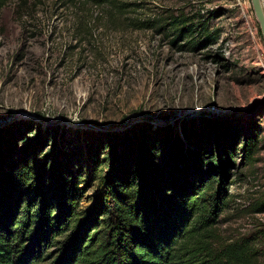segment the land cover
<instances>
[{
    "label": "rangeland",
    "instance_id": "obj_1",
    "mask_svg": "<svg viewBox=\"0 0 264 264\" xmlns=\"http://www.w3.org/2000/svg\"><path fill=\"white\" fill-rule=\"evenodd\" d=\"M121 2L128 7L116 16L61 0H31L26 8L10 0L0 10V139L13 137L19 155L43 134L45 153L56 130L80 175L84 209L99 188L87 147L105 143V134L139 122L171 127L179 137L183 126L214 130L205 146L216 154L231 143L233 155L225 162L228 201L213 244L250 236L256 262L264 264V212L255 211L264 200V43L249 0ZM169 17L190 33L178 38L172 27L158 29ZM225 127L236 134L232 142L221 137ZM250 135L256 146L244 160Z\"/></svg>",
    "mask_w": 264,
    "mask_h": 264
},
{
    "label": "trees",
    "instance_id": "obj_2",
    "mask_svg": "<svg viewBox=\"0 0 264 264\" xmlns=\"http://www.w3.org/2000/svg\"><path fill=\"white\" fill-rule=\"evenodd\" d=\"M9 1L0 0V10ZM17 1L21 8L31 3ZM61 1L102 7L108 16L128 7L121 0ZM183 24L169 17L157 21V28L172 27L179 38L190 33L191 26ZM231 130L222 128L221 137L232 142ZM212 131L204 135L199 124L183 126L179 137L171 127L152 130L139 122L105 134V143L99 139L95 149L87 147L99 188L84 209L80 175L57 145L56 130L45 153L43 134L19 155L13 137L0 139V264H257L250 236L213 244L228 201L224 167L233 147L227 143L214 154L204 143ZM255 143L254 135L243 143L244 160L251 159ZM255 211L264 212V200Z\"/></svg>",
    "mask_w": 264,
    "mask_h": 264
},
{
    "label": "water",
    "instance_id": "obj_3",
    "mask_svg": "<svg viewBox=\"0 0 264 264\" xmlns=\"http://www.w3.org/2000/svg\"><path fill=\"white\" fill-rule=\"evenodd\" d=\"M255 20L258 24L260 36L264 43V10L261 0H249Z\"/></svg>",
    "mask_w": 264,
    "mask_h": 264
},
{
    "label": "built area",
    "instance_id": "obj_4",
    "mask_svg": "<svg viewBox=\"0 0 264 264\" xmlns=\"http://www.w3.org/2000/svg\"><path fill=\"white\" fill-rule=\"evenodd\" d=\"M250 37L252 40L254 39V33L252 31H250ZM263 74H264V69H263Z\"/></svg>",
    "mask_w": 264,
    "mask_h": 264
}]
</instances>
